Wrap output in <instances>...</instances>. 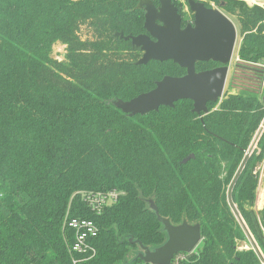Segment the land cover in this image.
<instances>
[{"label": "rangeland", "instance_id": "374dc122", "mask_svg": "<svg viewBox=\"0 0 264 264\" xmlns=\"http://www.w3.org/2000/svg\"><path fill=\"white\" fill-rule=\"evenodd\" d=\"M35 1L45 8L63 4L67 10L54 18L45 15L33 17L29 11L28 14L24 13L22 29L28 34V48L14 66L6 65L0 69V264H51L55 259L51 244L57 241L56 237L66 248L69 264L130 261L140 248H119L117 243L124 234L122 231L126 232L125 235L132 233L135 238H142L147 243L154 242L158 239L157 235L164 232L163 226L156 223L150 214L151 206H154L151 194L147 193L150 183L145 179L139 181L142 175L135 172V167H140L135 159H144L143 154L135 153L132 156V151L161 133L165 132V136L169 133L178 135V128L174 124L175 118L171 117L167 118L166 126L170 131L166 129L161 133L160 129L148 127L147 121L137 118L126 120L116 117L106 126L108 113L98 112V109L94 112L97 107L93 105L96 108L90 109L89 104H97L95 100L107 94L129 99L151 89L153 82L162 76H180L184 70L170 62L150 63L138 70L129 69L127 64L136 62L141 52L134 50L129 43L109 41L114 31L132 35L144 32V12L135 10L137 0ZM171 1L182 17V27L192 24L193 15L188 9L187 0ZM194 1L218 9L236 29L235 47L223 94L217 103L208 104V111H220L224 100L240 92L255 93L259 101H264V59L255 64L242 63L238 56L244 40L250 36L256 39L249 38L247 41L254 44L260 38L264 39V0ZM19 2L0 0V13L8 6L21 5ZM152 2L158 6L156 0ZM32 3L29 2L28 10L34 9ZM64 29L70 34L57 32ZM0 37H4L1 27ZM71 43L86 56L83 59L87 60V65L73 63L74 69L67 62ZM95 51L99 55H96L95 64L91 65V56ZM196 67L201 70L209 68L210 64L200 63ZM19 89L22 90L19 100V105L23 107L21 110L8 106V95ZM189 106L191 104L185 102L177 104V117L183 118L182 112ZM57 112L64 113L60 117L63 119L54 122L49 115ZM263 121L264 117L258 129ZM139 152L149 156L144 149ZM161 154L163 161L173 158L180 160L181 164L193 159L191 154L181 159L178 154L166 150H162ZM125 169H129V172H125ZM120 173L128 174L131 181H136L133 189L120 191L121 197L133 201L136 198L140 203L112 211L103 218L104 225H108L114 235L112 241H109L111 235L108 233L102 236L106 243H102L105 245L103 248L94 247V253L89 257L70 255L68 249L72 239L64 228L68 215L79 205L81 195L90 189L107 186L108 181L117 182V186L122 187ZM243 175L249 178L250 184H256L255 189L248 193L253 200H242L239 194V199L233 204L241 219L243 217L251 226V219H254L257 229L264 236V129ZM143 181L145 185L137 183ZM36 185H46V194L53 193L56 199L60 196L64 209L56 210L59 205L49 207L36 190ZM53 218L56 223L57 219H61L58 228L52 224ZM201 238L191 252L194 257L186 258L188 254H178L171 264L197 263L201 250L207 253L211 264H230L231 245L221 243L227 238H220L218 232L213 230L210 237ZM234 245L238 252L253 249L248 239L246 242L236 241Z\"/></svg>", "mask_w": 264, "mask_h": 264}, {"label": "trees", "instance_id": "16d2710c", "mask_svg": "<svg viewBox=\"0 0 264 264\" xmlns=\"http://www.w3.org/2000/svg\"><path fill=\"white\" fill-rule=\"evenodd\" d=\"M19 1L21 5L8 6L3 13H0V27L2 35L4 36L0 37V69L6 65L14 66L19 60V56L24 53L25 48H28V46H26L28 34L22 29L24 13L27 12L28 14L30 12L33 17L45 15L48 18H54L67 10V7L63 4H53L45 8L42 3H35V0ZM30 1L35 3L31 4L34 9L28 10ZM136 6L135 10L142 11L136 9ZM11 8H14V10ZM262 19L264 20V18ZM57 32L69 33L67 29ZM115 32L122 31H114L110 37V42L130 44V42H125L119 38L115 39L113 37ZM249 38L252 40L256 39L251 36ZM247 39L244 40L239 50V60L242 63L255 64L259 60L264 59V39L260 38L256 44L249 42V40L247 41ZM93 48L97 49L94 45ZM132 48L139 51L137 48ZM96 55H99L98 51H95L91 56V65L93 63L95 64L97 60ZM83 57L86 56L82 55L80 48L73 46V43H71L68 49L67 62L76 69L75 65L78 63L82 65L88 64L87 60L83 59ZM33 62H36V60ZM134 63L127 64V67L132 70H138L139 68L147 67L150 63L158 62L152 61L145 66H136ZM59 65L65 66L64 64ZM196 71L205 70H199L196 67ZM1 72L2 71H0V73ZM164 76L179 77L175 75ZM164 76H162V78ZM162 78L154 81L151 89L154 88L155 82L160 81ZM149 90L144 92H148ZM21 94L22 90L19 89L12 95H8V106H11L13 109L21 110V108H23L19 105ZM13 96H16L17 99L14 100ZM117 99L122 101L129 100L119 98L113 94H107L105 97L95 100L97 104H89L90 109H95L97 107L94 112L98 109V112L108 113L105 122L106 126L111 124L112 120L116 117L126 120L137 118L140 119V121H147L149 124L148 127L154 126L155 129H160L161 133L166 129L170 131V129L166 127L168 124L167 118H175L174 124L175 127L178 128V135L169 133L168 136H165V132L161 133L162 135L153 138L152 141L144 146L137 147V149L132 151V156H135V153H141L144 157V159H139L138 157L135 159L140 166L135 167V172L136 174L140 173L142 175V177L138 179L139 181L145 179V181L148 180L150 183L147 193L151 194L153 200L152 204L156 208L157 214L153 210L150 213L154 221L161 225V223L157 221L158 215L168 219L170 223L175 226L180 225L183 220H186L188 224H199L201 237L204 238L210 237L212 230L217 231L220 238L228 239L227 241L223 240L221 243L231 245L229 248L230 264H263L253 249L241 252L236 250L234 243L236 241L246 242L247 237L239 223L230 213L226 199V189L229 187L255 131L258 129L264 117V101H259L255 93L240 92L224 100L221 104L220 111L215 113L209 112L208 115L204 117H200L193 113L192 103L187 100L175 103L173 108L161 107L157 112H152L143 116L136 115L129 117L113 106V101ZM184 102L191 104V106L187 107V109L182 112L184 115L183 118L177 117L179 114V112H177V104L181 105V103ZM93 105L96 107H93ZM63 115L64 113L57 112L53 115L50 114L49 117L56 122L63 119L60 118ZM156 131L159 132V130ZM140 149H144L149 156L143 152H139ZM162 150H166L172 154H178L181 159L191 154L193 155V159L186 164H181L179 163L180 160L173 158H170L168 161H163L164 157L161 154ZM130 160L132 161L131 158ZM248 162L249 159L245 167H247ZM128 170L129 169H125L124 171L129 172ZM243 174L244 170L233 188L231 196L233 203L237 202L239 197L242 200H253V196L250 194L248 195V193L251 192L252 188L253 190L255 189L256 184H250L249 178ZM127 175L128 174L120 173L119 177L123 179L122 187H118L117 182L111 183L108 181L109 184H107V186L95 187L87 192L109 191L113 189L117 191L129 190L136 181H131ZM145 181L137 183L145 185ZM1 188L0 185V191L2 190ZM36 190H38L39 195H42V200L48 202L49 207L59 205L56 207V210L64 209V202L60 196H57L56 199L53 193L46 194V185H36ZM239 194L240 196L238 197ZM58 200L61 202L58 203ZM192 202L195 203L193 204ZM137 203L140 202L136 200V198H134L133 201V199L130 200L121 197L117 203L106 208L100 216H96L84 206L80 199L79 205L71 211L67 218H83L93 221L98 227V236L93 240V246L103 248L105 245H102V243H106H104L102 236H104L105 233L111 235L109 241H112L114 238L112 230H109V226L104 225L103 218L112 211L121 210L129 205L134 206ZM50 213L53 214V212ZM58 217L59 214L57 215V218ZM242 219L264 258V236L261 235L260 230L257 229L258 225L256 221L251 219V226L243 217ZM51 222L56 228L61 225V219H57L56 223V220L53 218ZM67 232L72 239L71 233L69 231ZM122 232L124 234H122L117 246L123 250H126V248L133 249L138 246V243L144 247L153 249L166 241V234L164 232L162 235L158 234V239L151 243L145 242L142 238H135L132 233L125 235L126 232ZM55 240L57 241L51 244V249L55 255V259L51 264H69L68 253L64 244L58 237H56ZM210 243L213 244V241L210 240ZM198 252L197 249L196 253ZM199 256L200 259L198 262L192 264H211L204 250L199 252ZM135 257L136 255L130 261L123 260L116 264H141ZM185 257L192 258L194 257V253L185 255Z\"/></svg>", "mask_w": 264, "mask_h": 264}, {"label": "water", "instance_id": "95a60500", "mask_svg": "<svg viewBox=\"0 0 264 264\" xmlns=\"http://www.w3.org/2000/svg\"><path fill=\"white\" fill-rule=\"evenodd\" d=\"M156 7L152 0H138L136 9L142 10L143 33L138 35H124L115 32L113 37L139 49L141 57L134 63L145 66L149 62H171L185 71L183 76H164L155 82L154 88L141 93L132 99L113 101V106L124 115L133 117L157 112L161 107L173 108L180 101H190L192 112L201 117L208 114V104L217 103L223 94L228 65L231 61L235 41L236 29L232 22L218 9L207 8L203 3L187 0L189 11L193 15L192 24L182 27V17L171 0H156ZM218 63L219 67L196 71L200 63ZM262 122L249 149L245 153L226 194L228 206L237 222L244 231L253 250L264 264V258L255 241L242 221L232 202V191L237 183L251 152L256 145L262 131ZM151 209L157 214L156 208ZM157 221L163 226L166 241L153 249L138 243L140 251L136 253V260L144 264H171L178 254H189L194 251L201 241L199 224H188L183 221L180 225H172L166 218L157 215Z\"/></svg>", "mask_w": 264, "mask_h": 264}, {"label": "built area", "instance_id": "2783aa9c", "mask_svg": "<svg viewBox=\"0 0 264 264\" xmlns=\"http://www.w3.org/2000/svg\"><path fill=\"white\" fill-rule=\"evenodd\" d=\"M121 196L120 191L113 189L85 192L80 199L92 214L100 216L106 208L117 203ZM64 228L72 235V243L68 249L70 255L89 257L94 253L93 240L98 236V227L93 221L83 218H67Z\"/></svg>", "mask_w": 264, "mask_h": 264}, {"label": "flooded vegetation", "instance_id": "af4514ba", "mask_svg": "<svg viewBox=\"0 0 264 264\" xmlns=\"http://www.w3.org/2000/svg\"><path fill=\"white\" fill-rule=\"evenodd\" d=\"M202 3V2H201ZM206 6V5H204ZM207 7V6H206ZM207 8H210V7H207ZM202 64V63H201ZM203 64H210V67L209 68H204L202 70H210V69H213V68H216V67H219L220 64L218 63H213V62H209V63H203Z\"/></svg>", "mask_w": 264, "mask_h": 264}]
</instances>
